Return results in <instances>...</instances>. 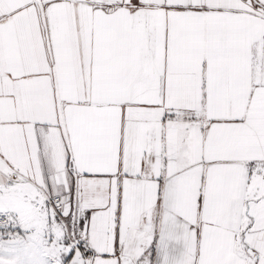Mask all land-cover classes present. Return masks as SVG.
<instances>
[{"label":"snow or ice","instance_id":"snow-or-ice-1","mask_svg":"<svg viewBox=\"0 0 264 264\" xmlns=\"http://www.w3.org/2000/svg\"><path fill=\"white\" fill-rule=\"evenodd\" d=\"M0 264H264V0H0Z\"/></svg>","mask_w":264,"mask_h":264}]
</instances>
